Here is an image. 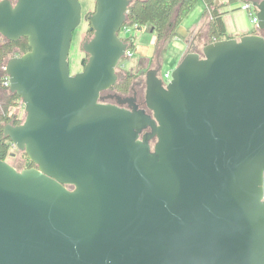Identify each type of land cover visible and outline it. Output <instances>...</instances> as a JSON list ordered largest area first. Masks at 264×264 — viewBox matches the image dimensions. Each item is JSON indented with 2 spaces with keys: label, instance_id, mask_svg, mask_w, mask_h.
<instances>
[{
  "label": "water",
  "instance_id": "95a60500",
  "mask_svg": "<svg viewBox=\"0 0 264 264\" xmlns=\"http://www.w3.org/2000/svg\"><path fill=\"white\" fill-rule=\"evenodd\" d=\"M248 1L255 33L188 50L166 83L146 72L148 114L101 94L132 0H95L74 74L79 0H0V35L29 46L3 67L25 118L2 133L34 164L0 159V264H264V0Z\"/></svg>",
  "mask_w": 264,
  "mask_h": 264
},
{
  "label": "trees",
  "instance_id": "16d2710c",
  "mask_svg": "<svg viewBox=\"0 0 264 264\" xmlns=\"http://www.w3.org/2000/svg\"><path fill=\"white\" fill-rule=\"evenodd\" d=\"M200 0H132L127 9L126 22L137 24L138 27L148 25L153 28L156 34V42L160 45L168 37L175 33L183 19ZM205 3L203 16L208 19L204 43L213 42L223 38H229L223 21V11L221 9L233 0L220 2L219 0H201ZM91 33V32H90ZM29 50L28 42L25 37H20L16 41L6 40L0 35V81L5 78L4 65L7 59L15 54H22ZM3 76V77H2ZM131 82V78L124 81L126 88ZM0 88H6L0 82ZM20 99L16 94H9L8 100L15 101ZM4 112L0 113V159L6 160L12 143L9 138H5L2 127L5 123L13 122L12 115L7 114V106L4 105ZM17 120V119H16ZM15 120V121H16ZM19 121V120H18ZM25 162L23 168L33 167L34 164L24 153Z\"/></svg>",
  "mask_w": 264,
  "mask_h": 264
},
{
  "label": "rangeland",
  "instance_id": "374dc122",
  "mask_svg": "<svg viewBox=\"0 0 264 264\" xmlns=\"http://www.w3.org/2000/svg\"><path fill=\"white\" fill-rule=\"evenodd\" d=\"M79 2L81 4L82 19L80 24L74 29L72 34L68 56L70 74H74L81 70V60L83 58H86V54L82 50V42L92 36V34L88 31L89 22L84 19V15L94 9L95 0H79ZM193 13L194 11L192 12V14ZM251 25L253 30H256L255 25L253 23H251ZM128 37L134 38V42L132 45L133 53L131 57L122 58L119 64L125 70H135L137 66L138 68L140 67V60L142 57V53L140 52L141 50H139V48H148L151 52L152 50L150 49L155 44L156 34L154 31H151V27H149L148 25H144L141 28H131L128 32ZM164 48L166 49V52L169 54V56L165 57V59L162 61L161 74H164L166 71L170 72L178 64L181 52L180 44L171 39H167ZM201 48V45H199L196 48L192 49L201 51ZM120 65L116 67V71L118 74L123 73V69ZM1 80L2 81L0 82L3 83L4 77L1 78ZM9 94H11L9 88H0V113L4 112V105H6L7 114L12 116L15 115L17 120L22 122L25 118L24 104L21 99L15 100L13 102L9 101ZM6 161L17 169H22L25 162L24 152L18 150L12 144L9 149V154L6 158Z\"/></svg>",
  "mask_w": 264,
  "mask_h": 264
},
{
  "label": "crops",
  "instance_id": "0c3cea01",
  "mask_svg": "<svg viewBox=\"0 0 264 264\" xmlns=\"http://www.w3.org/2000/svg\"><path fill=\"white\" fill-rule=\"evenodd\" d=\"M242 1H233V3H228L221 9L224 12L222 18L226 32L231 37H239L243 34L256 32L252 28L247 12L239 7ZM204 9L205 3L201 0L198 1L183 19L176 32L168 37V39L180 44V60L188 50H193L192 48H196L199 45L202 47L205 44L204 38L208 19L203 16ZM193 11L194 13L192 14ZM166 41L158 45V49L162 53L161 57L163 56L162 59L169 56L164 48ZM139 50H141L142 54H147L149 51L148 48H139Z\"/></svg>",
  "mask_w": 264,
  "mask_h": 264
},
{
  "label": "flooded vegetation",
  "instance_id": "af4514ba",
  "mask_svg": "<svg viewBox=\"0 0 264 264\" xmlns=\"http://www.w3.org/2000/svg\"><path fill=\"white\" fill-rule=\"evenodd\" d=\"M88 31L91 32L92 34V31L89 30V26H88ZM129 45L132 47L133 42H130ZM150 50L152 51L151 52L149 51V53L147 54H142L140 60V67L138 68L137 66L135 70L133 69L125 70L119 64L123 69V73L118 74V79L115 85H113L108 90L101 93L102 95L107 96L104 99V102L114 104L120 108H126V109H130V107L136 106V108L143 109L146 113L151 114V111L148 109L145 103L146 72L149 70H155L158 76V67L159 65L162 64V61L164 59H162L161 57L162 53L158 49V43L156 42V40H155V44L152 46ZM127 78H131V82L125 88L124 81ZM13 118H14L13 122L11 121L9 123L12 124L20 123V121L16 120L17 118L15 115L13 116ZM149 130L150 129L147 128L146 130L143 131V133Z\"/></svg>",
  "mask_w": 264,
  "mask_h": 264
},
{
  "label": "built area",
  "instance_id": "2783aa9c",
  "mask_svg": "<svg viewBox=\"0 0 264 264\" xmlns=\"http://www.w3.org/2000/svg\"><path fill=\"white\" fill-rule=\"evenodd\" d=\"M240 8L242 10H244L245 12H247L249 20L251 23H253L255 25V27L257 28V16H256V12L257 9L255 6L252 5V3L250 1H245L243 0L240 4H239ZM126 22V21H125ZM120 27L119 31H118V36L128 44V47L126 48L125 52H124V56L123 58H128L132 56V47L129 45L131 42L132 37H128V32L130 31L131 28L133 27H137V24H128L125 23ZM122 60V59H121ZM120 60V61H121ZM162 79L164 81V83H166L169 79H170V72L166 71L164 74H161ZM4 86H9V80L7 75L5 76L3 83ZM263 198H264V176H263Z\"/></svg>",
  "mask_w": 264,
  "mask_h": 264
}]
</instances>
